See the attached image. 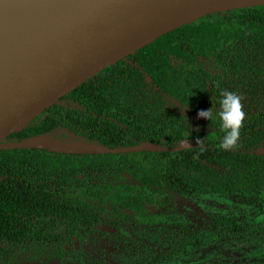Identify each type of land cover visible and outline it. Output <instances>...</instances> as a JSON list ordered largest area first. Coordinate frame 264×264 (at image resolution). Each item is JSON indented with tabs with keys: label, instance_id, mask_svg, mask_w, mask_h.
Instances as JSON below:
<instances>
[{
	"label": "trees",
	"instance_id": "16d2710c",
	"mask_svg": "<svg viewBox=\"0 0 264 264\" xmlns=\"http://www.w3.org/2000/svg\"><path fill=\"white\" fill-rule=\"evenodd\" d=\"M224 90L241 97L234 146H220ZM214 107V119L198 116ZM48 136L68 147H0V264H95L78 249L101 222H133L150 245L125 264L179 256L248 231L237 211H180L182 199H264V3L205 14L123 56L3 139ZM153 141L177 151L95 152ZM172 262V263H171Z\"/></svg>",
	"mask_w": 264,
	"mask_h": 264
},
{
	"label": "water",
	"instance_id": "95a60500",
	"mask_svg": "<svg viewBox=\"0 0 264 264\" xmlns=\"http://www.w3.org/2000/svg\"><path fill=\"white\" fill-rule=\"evenodd\" d=\"M264 3V0H16L0 5V147L68 150L38 136L3 139L24 128L60 97L123 56L134 53L181 24L208 13ZM144 141L119 147L85 145L101 153L177 151ZM264 155V146L258 148ZM101 229H111L102 225Z\"/></svg>",
	"mask_w": 264,
	"mask_h": 264
},
{
	"label": "rangeland",
	"instance_id": "374dc122",
	"mask_svg": "<svg viewBox=\"0 0 264 264\" xmlns=\"http://www.w3.org/2000/svg\"><path fill=\"white\" fill-rule=\"evenodd\" d=\"M58 146L61 147L64 144L60 143ZM189 207L211 213L228 210L242 211L251 214L254 219L264 218V202L255 206H246L238 201V196L235 193L227 195L206 192L183 199L179 206L182 212L188 210ZM96 239V237H92L86 241V244L83 245L84 248L90 250L94 249V246L98 247L99 244H95ZM180 262L183 264H264V235L252 230L249 233L233 236L219 244H212L202 249L194 256L181 259Z\"/></svg>",
	"mask_w": 264,
	"mask_h": 264
},
{
	"label": "flooded vegetation",
	"instance_id": "af4514ba",
	"mask_svg": "<svg viewBox=\"0 0 264 264\" xmlns=\"http://www.w3.org/2000/svg\"><path fill=\"white\" fill-rule=\"evenodd\" d=\"M229 194H234V193H228L227 195H229ZM235 194H237V193H235ZM237 196H238V194H237ZM261 202H264V199ZM246 206H248V205H246ZM189 208H194V207H189ZM195 209H197V208H195ZM199 211H202V210H199ZM203 211H205V210H203ZM228 211H235V210H228ZM219 212H222V211H219ZM237 212L242 213V215L246 216L248 221H252L255 224H258V222L261 219H264V218L254 219V218H252L251 214H249L247 212H245V213H243L242 211H237ZM102 225L111 226L112 230L111 229H101L100 226H102ZM98 230H99V232H97V233L86 235V237L80 243L77 241L78 249L84 250V252H85L84 257L86 258V260L88 262H94L95 264H125L127 257H129V256L137 257V252L139 251V247L144 246L145 243L147 246L150 245V239L148 236L149 230H144L143 235H141L142 232L138 231L139 228L133 222L120 223L119 226H116L110 222H101L98 225ZM252 230L260 232L264 235V232H262L261 230H258L256 228L251 227L250 230L244 231V232L239 233V234L230 235L229 237H227L223 241H225L229 238H232L233 236H238V235L243 234V233H249ZM92 237L97 238L95 244H99V246L98 247L94 246L95 247L94 249L86 250L83 245H85L86 241H88ZM223 241H221V242H223ZM221 242H219V243H221ZM219 243H215V244H219ZM91 244H93V242H91ZM102 246H103V248H102ZM109 246H110V248L108 249ZM197 253L198 252L196 251L192 255L179 256L178 258H176V260H174V263H172V262L171 263L172 264H183L180 262L181 259L194 256ZM40 263H45V262H40ZM51 263L59 264L58 262H51Z\"/></svg>",
	"mask_w": 264,
	"mask_h": 264
},
{
	"label": "clouds",
	"instance_id": "9594fccd",
	"mask_svg": "<svg viewBox=\"0 0 264 264\" xmlns=\"http://www.w3.org/2000/svg\"><path fill=\"white\" fill-rule=\"evenodd\" d=\"M213 112L212 105L206 109H199L197 114L211 121L215 118ZM218 115L221 127L225 130L220 146L223 148L234 146L240 135V127L244 118L241 97L234 91L224 90L220 99Z\"/></svg>",
	"mask_w": 264,
	"mask_h": 264
},
{
	"label": "bare ground",
	"instance_id": "6f19581e",
	"mask_svg": "<svg viewBox=\"0 0 264 264\" xmlns=\"http://www.w3.org/2000/svg\"><path fill=\"white\" fill-rule=\"evenodd\" d=\"M16 0H0V5H4V6H10L12 5ZM2 20H3V17H0V35L2 34L1 32V25H2Z\"/></svg>",
	"mask_w": 264,
	"mask_h": 264
}]
</instances>
